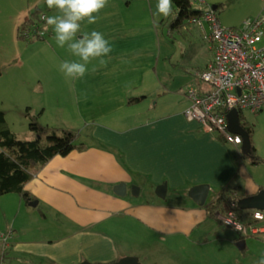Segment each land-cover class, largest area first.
Returning <instances> with one entry per match:
<instances>
[{
  "label": "crops",
  "instance_id": "obj_1",
  "mask_svg": "<svg viewBox=\"0 0 264 264\" xmlns=\"http://www.w3.org/2000/svg\"><path fill=\"white\" fill-rule=\"evenodd\" d=\"M13 2L20 5L16 22H22L38 7L37 0ZM23 2L26 3L22 5ZM200 2L198 8L213 5L217 12L223 4L218 0ZM263 4L264 0H259L248 15H255ZM50 11L45 12L46 16L53 14ZM153 20L152 15L146 24H134L128 20L121 0H109L97 24L88 26L102 31L112 41V59L106 68L94 61L90 69L95 65L96 71H90L83 80L67 79L66 85L72 95L75 121L94 141L84 143L82 149L56 153L40 167L25 184L35 201L26 202L14 192L0 194V198L4 196L3 203L0 201V220L5 223L0 227L12 231L6 249L9 264H72L84 259L105 263L125 255L139 257L141 248L161 250L162 246L174 250L194 246L195 252L190 250L195 257L192 264H205L207 259L226 261L222 258L232 263L234 260L235 264H257L261 256L245 259L236 248H248L250 235L257 234L264 240V217H253L254 209L260 208H242L238 212L229 206L217 217H211L204 205L225 189L240 197L264 188V111L247 110L248 115L241 110V123L246 129L250 127L249 151L186 118V89L192 84L199 89L206 87L196 71L212 58L209 42L197 26L207 42V54L203 61H194L195 70L186 89L181 95L180 90L177 92L181 100L179 97L176 104L158 111L159 98L163 99L162 105L169 103L162 94L170 88L164 91L155 86L162 81V74L172 75V69L167 70L172 43L163 27L154 26ZM234 21L237 20L230 23ZM221 22L229 24L224 19ZM175 29L191 39L189 26L185 30L182 24L173 25L168 29L172 38ZM47 36V42L25 46L27 55L22 54L19 59L23 69L36 66L41 46L47 43L59 53L51 28L42 38ZM165 45L168 53L162 52ZM60 73L57 70L53 77L43 72L33 75V81L23 73H14L15 77L22 74V82L36 93L37 102L28 101L26 105L29 111L49 125H59L54 116L57 111L48 104L47 96L62 93ZM128 81H134L131 88L124 87ZM131 96L140 98L130 102ZM4 111L8 118L7 110ZM121 182L126 184L125 194L115 191ZM163 182L167 187L161 197L155 188ZM201 182L210 185L204 204L189 194L190 187ZM134 184L139 186L136 194L131 190ZM229 208L238 213L245 232L220 217ZM222 223L232 225L238 235L222 227ZM254 224L259 228L256 232L250 229ZM144 252L147 258L149 250ZM199 253L200 260L196 256Z\"/></svg>",
  "mask_w": 264,
  "mask_h": 264
},
{
  "label": "rangeland",
  "instance_id": "obj_2",
  "mask_svg": "<svg viewBox=\"0 0 264 264\" xmlns=\"http://www.w3.org/2000/svg\"><path fill=\"white\" fill-rule=\"evenodd\" d=\"M13 1L14 0H0V66L2 70L0 73V107L7 110V119L9 120V124L16 134L20 136L28 134V136H31L32 133L30 132L29 128V118L26 115L25 110L27 109L26 105L28 104V101L37 102L36 93L30 91L28 84L22 82V74H18V76L15 77L14 73H23L26 77L30 78L31 81H33L34 79L33 75L36 76L43 72L48 76L56 77L55 72L59 70V64L63 60L71 59L72 57L68 52H66L67 50L61 51L60 47L56 43L55 46L60 54L57 53V51H55L50 46V44L47 43V45L41 46L42 53L36 59V66L34 67L33 64L29 65L30 61L27 60L25 61V63L28 64L29 67L28 69H23V67L21 66L22 64L19 62V59L22 54L27 55L28 49L25 48V46L34 42L39 44L43 43L40 41L47 42L48 36L46 38H40L36 36L30 40L21 37L19 35L21 19L18 22L15 21L16 9L20 7V5H14ZM121 1L128 20L133 22L134 24L142 25L146 24L151 19L152 14L155 11V5L157 2V0ZM220 1H222L223 3H221V7L218 6V15L220 17V20L224 19L227 23H229L227 25H239L245 17L249 16V12L254 9V6L259 0H218V2ZM37 2L38 7L41 9L40 12L44 11L46 13H51V11L46 7L44 0H37ZM25 3L26 2H23L22 5H24ZM200 4V0H192V6L194 8H197V6ZM227 5H230V7H228ZM175 7L176 4L174 3V12ZM176 16L177 15L169 16L167 18L156 17L158 26L163 27L162 29L164 30V34H166L169 42L172 43V55L169 54L171 60L168 61V65L170 68L167 69H172V75H167L166 77L165 74H162V81H157L155 86L156 89L161 88V90L164 91L165 88H170L171 91L168 90L162 94V98L167 99L169 103H167V105H162L161 102L163 99L159 98V102L157 105L158 111L163 110V108L170 105L176 104L177 98L179 97L181 100V96H179L177 92L180 90L179 92L181 95V93L186 89L189 81L188 79L195 70L194 61L199 59L200 61H203V55L207 54V50L205 49L207 45L206 40L201 37L200 30H198L197 28L198 26L193 22H189L188 19L183 18L182 25L185 30H187L188 26L191 28V33L188 32L191 36L190 40L188 37L177 33V29H175L173 32L174 38L169 35L168 29L173 28L172 23L174 22ZM233 20L237 21L230 23ZM43 26H46L45 22H43ZM161 30L159 29V31ZM162 52H169V50L167 49V45L162 46ZM208 54H210L209 51ZM60 74V90L62 91V93L60 92V95L49 93L51 96H47L48 104L55 107L57 111L55 112L54 116L57 120L56 122H58L59 125L53 126L69 127L70 129L77 131V133H79L78 142L88 143L94 141V138L91 135H87L86 130L81 129L79 124L75 121V107L73 106L71 92L68 90L66 85L67 78L64 77L62 72ZM200 80L203 83L207 84L201 78ZM52 89L54 88L52 87ZM154 100L155 98L153 99V102ZM36 109L39 110L38 105ZM244 111L248 112L247 110ZM212 132L218 134L217 131ZM14 195L19 194H17V192H14ZM210 195L209 198H211ZM3 197L4 196H1L0 198V201L2 203ZM11 204L12 201L9 202L8 206H10ZM3 220L4 219L0 220V222L2 221V223H0L1 226L5 224ZM221 226L238 235V232L232 225L230 226L222 223ZM6 229L7 227H0V231H4ZM247 238L250 240L248 248H246L248 252L245 248L242 249L236 246L238 247L236 249L242 256V258L256 260L259 258L258 256L264 255V240H261L257 234L247 236ZM179 248L180 247H178L176 250L166 246H162L161 250H157L154 248L149 249V247L141 248V250H139V257L142 262H146L147 264H192V259L195 257L191 256L190 253L192 252H190V250L193 248L191 251H193L194 253V249L196 248L194 246H188L185 248L181 247V249L183 250ZM146 250H149V252L147 253V258L144 252ZM196 256H198V259L200 260V253ZM158 258L160 262L158 261ZM223 259H225L226 261L220 262L215 259H207L205 264H218V262L220 264H235L234 260L232 263L230 262V259L222 258V260Z\"/></svg>",
  "mask_w": 264,
  "mask_h": 264
},
{
  "label": "built area",
  "instance_id": "obj_3",
  "mask_svg": "<svg viewBox=\"0 0 264 264\" xmlns=\"http://www.w3.org/2000/svg\"><path fill=\"white\" fill-rule=\"evenodd\" d=\"M45 12L40 13L42 23ZM190 20L197 24L212 49V58L196 74L207 84L203 89L189 85L186 95L189 104L183 113L187 119L198 121L206 131H217L226 141L241 144L242 136L228 128L227 112L232 108L250 112L264 111V4L253 16L239 25H224L217 9L208 5L201 14ZM42 23L20 26L27 40L42 38L46 31ZM220 217L245 232L246 226L238 213L229 208ZM253 217L262 219L264 212L254 209ZM254 232L258 227H250ZM12 231H0V264H9L7 247Z\"/></svg>",
  "mask_w": 264,
  "mask_h": 264
},
{
  "label": "trees",
  "instance_id": "obj_4",
  "mask_svg": "<svg viewBox=\"0 0 264 264\" xmlns=\"http://www.w3.org/2000/svg\"><path fill=\"white\" fill-rule=\"evenodd\" d=\"M180 11L177 14L174 26L183 23L182 19H190L194 15L201 14L205 8H194L192 0H173ZM40 8L33 9L24 18L20 25H29L34 22H41ZM43 25V23H42ZM21 36V34L19 33ZM22 37V36H21ZM0 66V73H1ZM139 96H131L130 102L138 100ZM241 113V110H239ZM29 118V128L32 133L18 135L13 131L6 113L0 107V194L6 192H17L26 202L35 201V196L25 188V184L54 154H66L72 149H82L85 145L78 142L77 131L66 127H55L42 123L38 119V114L26 109ZM241 115V114H240ZM250 132V127L247 128ZM238 196L232 195L231 191L225 189L221 194L205 203L207 214L217 217L218 212H222L229 206L238 212L243 211L234 201ZM243 237V236H242Z\"/></svg>",
  "mask_w": 264,
  "mask_h": 264
},
{
  "label": "clouds",
  "instance_id": "obj_5",
  "mask_svg": "<svg viewBox=\"0 0 264 264\" xmlns=\"http://www.w3.org/2000/svg\"><path fill=\"white\" fill-rule=\"evenodd\" d=\"M46 7L53 14L43 16L46 28H51L56 44L67 50L72 57L59 64V70L64 77L71 80H83L90 71H96V66L106 68L112 59L114 45L102 31L88 26L95 25L100 19V13L109 5V0H44ZM173 0H157L153 12V24L158 26L156 17L167 18L177 15L179 7ZM96 62L94 66L93 62ZM134 81L125 83V88H131ZM257 264H264L262 255Z\"/></svg>",
  "mask_w": 264,
  "mask_h": 264
},
{
  "label": "water",
  "instance_id": "obj_6",
  "mask_svg": "<svg viewBox=\"0 0 264 264\" xmlns=\"http://www.w3.org/2000/svg\"><path fill=\"white\" fill-rule=\"evenodd\" d=\"M228 128L242 136L241 148L244 151H249L251 146L249 131L243 126L240 121V112L237 108H232L227 112ZM209 183L201 182L193 185L189 189V194L200 204H204L209 191ZM166 182L157 184L155 191L161 197L166 194ZM132 192L135 194L139 191V186L134 184L131 186ZM115 191L119 194L126 193V184L118 183L115 186ZM237 206L241 208H260L264 209V188H261L257 193L240 196L236 200ZM72 264H145L137 255H125L111 262H95L84 259Z\"/></svg>",
  "mask_w": 264,
  "mask_h": 264
}]
</instances>
